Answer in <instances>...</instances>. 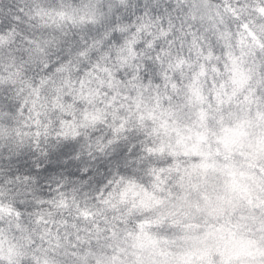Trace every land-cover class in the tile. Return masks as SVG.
I'll return each instance as SVG.
<instances>
[{"label":"snow or ice","instance_id":"6c2138e0","mask_svg":"<svg viewBox=\"0 0 264 264\" xmlns=\"http://www.w3.org/2000/svg\"><path fill=\"white\" fill-rule=\"evenodd\" d=\"M0 264H264V0H0Z\"/></svg>","mask_w":264,"mask_h":264}]
</instances>
